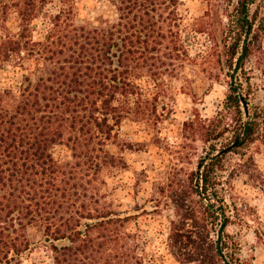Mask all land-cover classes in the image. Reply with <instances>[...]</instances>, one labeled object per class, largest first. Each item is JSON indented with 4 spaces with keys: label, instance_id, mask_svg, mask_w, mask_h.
I'll return each instance as SVG.
<instances>
[{
    "label": "trees",
    "instance_id": "obj_1",
    "mask_svg": "<svg viewBox=\"0 0 264 264\" xmlns=\"http://www.w3.org/2000/svg\"><path fill=\"white\" fill-rule=\"evenodd\" d=\"M83 1L0 0V69L21 75L16 87L0 84V264H21L36 251L44 252L40 264H151L137 214L122 216L104 191L134 149L119 127L158 117L151 91L184 67L200 33L213 45L224 39L222 56L234 71L261 49L258 0H227L223 10L210 3L189 23L180 0H106L114 19L83 16ZM237 83L215 116L186 123L210 143L197 171L161 185L176 215L165 244L179 264H245L228 259L239 244L225 229L249 223L248 207L220 191L232 178L224 176L231 153L245 159L229 175L264 187L245 152L261 136L264 114L246 113Z\"/></svg>",
    "mask_w": 264,
    "mask_h": 264
},
{
    "label": "rangeland",
    "instance_id": "obj_2",
    "mask_svg": "<svg viewBox=\"0 0 264 264\" xmlns=\"http://www.w3.org/2000/svg\"><path fill=\"white\" fill-rule=\"evenodd\" d=\"M83 2L87 7L83 16L93 12V15L103 13L111 19L116 17L114 8L106 0ZM258 2V18L263 24V28L258 30L261 49L245 63L243 69L234 71L227 67L222 56L226 48L222 37H219L220 46H217L210 43L207 33H200L191 41L190 58L184 67L166 76L164 91H151V96L156 95L159 101L158 117H153L150 122L127 118L119 127L121 137L131 141L134 149L123 153L129 167L116 171L104 191L115 208L123 212L122 216L137 214L132 221L140 224L147 241L143 248L151 264H179L168 253L165 244L170 221L176 219V215L171 203L161 196V185L170 179L186 178L185 174L197 171L199 159L210 146L186 123L198 116L212 118L223 109L232 81L235 85L237 82L242 84L241 92L250 110H260L264 114V0ZM210 3L218 4L223 10L227 0H180L178 12L186 23L193 22L204 15ZM15 25L12 21L11 27L15 28ZM220 30L216 31L219 36ZM9 70L0 69V84L16 87L21 75L10 79L6 77ZM225 144V141L218 143V148ZM119 147L111 142L108 149L120 155ZM245 152L246 157L251 155L254 158L258 173L264 177V122L261 136ZM61 154L65 155L64 152ZM244 157L235 153L227 155L224 176L232 178L220 191L227 200L248 207L244 215L249 223L240 225L236 221L225 229L239 244L235 254L229 252L227 255L228 259L239 258L245 264H264V187L235 170L229 175ZM137 180H141L138 186L135 185ZM216 189L220 190V187ZM198 198L196 195L190 197L192 207H197ZM43 253L36 251L31 257H25L21 264H40Z\"/></svg>",
    "mask_w": 264,
    "mask_h": 264
},
{
    "label": "water",
    "instance_id": "obj_3",
    "mask_svg": "<svg viewBox=\"0 0 264 264\" xmlns=\"http://www.w3.org/2000/svg\"><path fill=\"white\" fill-rule=\"evenodd\" d=\"M241 102L243 104L244 110L246 111V113H248L249 107H248V104L246 103V100L244 97H241Z\"/></svg>",
    "mask_w": 264,
    "mask_h": 264
}]
</instances>
